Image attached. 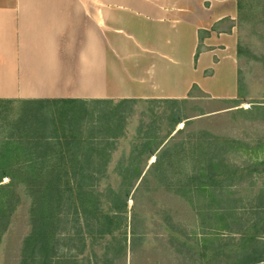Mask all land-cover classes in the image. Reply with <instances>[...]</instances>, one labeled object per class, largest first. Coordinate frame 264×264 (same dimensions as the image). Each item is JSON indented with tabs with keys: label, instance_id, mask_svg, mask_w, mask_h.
<instances>
[{
	"label": "rangeland",
	"instance_id": "obj_1",
	"mask_svg": "<svg viewBox=\"0 0 264 264\" xmlns=\"http://www.w3.org/2000/svg\"><path fill=\"white\" fill-rule=\"evenodd\" d=\"M242 2L243 9L238 18L239 95L235 100H213L195 88L191 96L175 103H133L121 108L128 110L125 121L131 134L136 133L143 126V122L152 124L155 120L159 137H164L171 131L173 133L172 120L167 117L183 119L175 129L185 128L184 131L174 138L170 145L187 142L191 155L196 139L202 143L207 140L221 142L222 147L226 149L218 161L222 163V171L219 174L223 175L221 181L225 185L224 196L219 197L220 201L214 202L207 190H201L191 203L189 193L180 195L175 187L167 189L163 184L159 185L157 190L153 187L155 181L151 178L149 186L143 188L146 190L137 195L135 189H132L128 199L129 215L135 205L133 198L138 197V210L149 217L146 243L137 253L133 254L128 249L127 256L122 253H109L108 259H105V253L100 248L108 243L110 238L98 240L94 243V254L99 256L98 264H249L255 263V260L263 261L260 264H264V0ZM13 29V26H9L6 32L0 30V60L5 59L9 66L15 63L13 54L16 52L17 35ZM111 100L118 103L124 99ZM115 106L102 109L99 107L96 112L98 114L103 109H112L114 112ZM19 110L17 106L15 112L7 115L17 118ZM250 110L251 112L246 113ZM184 120L188 121L187 125L182 123ZM130 141L131 137H128L110 158L107 157L113 160V163L103 168L106 175L101 186L113 189L118 187L121 181L118 176V163L123 156H128L125 150L130 148ZM168 141L167 138L164 144ZM102 144L105 145L104 142ZM178 154L175 153L173 159L184 160L183 156ZM153 161L154 158L151 162ZM193 168L190 164L189 168H179L174 174L178 173V178H184L183 173L191 174ZM178 178L173 180L174 184ZM8 182L9 179H5L3 183ZM140 183L141 180L137 185ZM23 184L24 182L15 189L17 204L10 216L5 235L1 238L0 264H20L23 256L31 253L26 251L25 242L33 231L34 201L33 193ZM222 200L228 204H223ZM219 207L222 210H218ZM230 207H234V211ZM68 208L63 207L58 219L54 221L61 224L56 235V240L59 241L58 253L53 262L72 264L76 260L77 264H96L92 253L87 250L81 253L83 246L80 239L85 237L87 244L92 242V238L86 234L87 224L80 218L78 220L74 211ZM226 210L227 218L224 219L219 214ZM169 226L174 227L176 232H172ZM124 233L125 230L122 235ZM182 233L190 234L191 241H188L187 246L184 238H178ZM253 235H257V240L251 242L249 239ZM129 236L128 230V247L131 242ZM122 238L124 239V235ZM243 239L245 242L249 240V244L242 246ZM115 245L117 246L116 242Z\"/></svg>",
	"mask_w": 264,
	"mask_h": 264
},
{
	"label": "trees",
	"instance_id": "obj_2",
	"mask_svg": "<svg viewBox=\"0 0 264 264\" xmlns=\"http://www.w3.org/2000/svg\"><path fill=\"white\" fill-rule=\"evenodd\" d=\"M242 9L243 2L240 1L239 11ZM175 102L177 100L169 99H124L118 103L111 99H0V244L17 204L15 189L22 182L26 189L33 193L34 205L33 231L25 242L26 251L31 253L23 256L20 264H54L59 245L56 235L61 224L54 221L58 219L63 207L72 209L78 220L80 218L87 224L86 234L92 238V244H87V239L82 237L81 253L86 250L92 253L96 264L99 263V256L94 254V243L98 240L110 238L108 243L100 248L105 253V259H108L109 253H122L127 256L128 249L133 254L137 253L147 241L149 217L138 210V197L133 198L135 205L129 215L128 199L132 189H135L137 195L146 190L143 188L149 186L151 178L155 181L153 187L157 190L159 185L163 184L167 189L175 187L180 195L189 193L191 203L201 190H207L214 202L220 201L219 197L224 196L225 185L221 181L223 175L219 174L222 171V163L218 161L226 152L221 142L207 140L202 143L196 139L191 155L187 142L170 145L173 143L170 142L184 131L185 128L175 129L183 119L167 117L172 120L171 128L174 134L171 131L164 137H159L155 120L152 124L143 122V126L131 134L125 121L128 110L121 109L133 103L138 105ZM113 105H116L114 112L112 109H103L98 114L96 112L99 107L102 109ZM17 106L20 108L19 114H16L17 118L7 115L15 112ZM248 112L251 110L246 113ZM143 116L145 118V115ZM185 120L182 123L187 125L188 121ZM128 137H131L130 148L125 150L128 156H123L118 163V176L121 180L118 187L113 189L101 186L106 175L103 168L111 166V154L120 148ZM167 138L169 141L164 144ZM175 153H180L178 156H183L184 160L173 159ZM153 158L154 161L151 162ZM190 164L194 167L191 174L182 172L184 178H178V173L174 174L179 168H189ZM177 178L179 180L174 184L173 180ZM202 178L205 181H202ZM5 179H9L6 184L3 183ZM140 180L141 183L137 185ZM222 201L223 204H228L225 200ZM217 209L222 210L220 207ZM230 209L233 210L234 207ZM228 210L220 212L219 215L226 219ZM168 228L172 232L175 231L174 227ZM128 230L130 247L126 238ZM189 235L182 233L178 238H184L187 246L188 241H191ZM249 240L256 241L257 235H253ZM249 240L245 242L243 239L242 246L249 244ZM254 262L249 264H260L263 261ZM72 264H77V261L74 260Z\"/></svg>",
	"mask_w": 264,
	"mask_h": 264
},
{
	"label": "crops",
	"instance_id": "obj_3",
	"mask_svg": "<svg viewBox=\"0 0 264 264\" xmlns=\"http://www.w3.org/2000/svg\"><path fill=\"white\" fill-rule=\"evenodd\" d=\"M240 1L0 0V99L235 100Z\"/></svg>",
	"mask_w": 264,
	"mask_h": 264
}]
</instances>
